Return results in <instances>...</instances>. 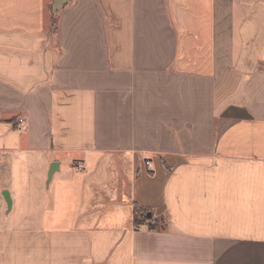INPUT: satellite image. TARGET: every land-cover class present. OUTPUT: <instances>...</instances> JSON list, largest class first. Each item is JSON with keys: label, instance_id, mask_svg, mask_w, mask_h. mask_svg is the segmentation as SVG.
Returning <instances> with one entry per match:
<instances>
[{"label": "crops", "instance_id": "crops-1", "mask_svg": "<svg viewBox=\"0 0 264 264\" xmlns=\"http://www.w3.org/2000/svg\"><path fill=\"white\" fill-rule=\"evenodd\" d=\"M17 155L0 264H264V0H0Z\"/></svg>", "mask_w": 264, "mask_h": 264}, {"label": "rangeland", "instance_id": "rangeland-1", "mask_svg": "<svg viewBox=\"0 0 264 264\" xmlns=\"http://www.w3.org/2000/svg\"><path fill=\"white\" fill-rule=\"evenodd\" d=\"M17 156H18V158H13V161H12V157H11V162H12L11 166L13 167V172H11V173H8L7 170H5V169H3V172H1V170H2L1 162H2V160H4V158L2 156H0V223L3 222L2 216L8 211L7 210V202H5V200H3V196L1 194L2 191L4 190L3 184L6 185L7 189H10V196L11 197H14V194L16 191L18 199H19L20 194L22 192V189H21L22 185H21L20 181H25L27 178V173L24 171L23 164L21 162V157H19V155H17ZM18 161L20 162L19 167L16 168ZM6 191H8V190H6ZM27 209H28V207L26 206L25 203L19 205V203L17 204L14 202V205L11 208V212L14 216L20 215L23 217L25 215Z\"/></svg>", "mask_w": 264, "mask_h": 264}, {"label": "trees", "instance_id": "trees-1", "mask_svg": "<svg viewBox=\"0 0 264 264\" xmlns=\"http://www.w3.org/2000/svg\"><path fill=\"white\" fill-rule=\"evenodd\" d=\"M54 29V28H53ZM142 210L137 207H134V223L141 224L142 221L146 220V214H141Z\"/></svg>", "mask_w": 264, "mask_h": 264}, {"label": "water", "instance_id": "water-1", "mask_svg": "<svg viewBox=\"0 0 264 264\" xmlns=\"http://www.w3.org/2000/svg\"><path fill=\"white\" fill-rule=\"evenodd\" d=\"M2 196L5 199V201L7 202V206L10 207L11 200H10L9 194H8V192L6 190H4L2 192ZM147 215H149V214H147Z\"/></svg>", "mask_w": 264, "mask_h": 264}, {"label": "built area", "instance_id": "built-area-1", "mask_svg": "<svg viewBox=\"0 0 264 264\" xmlns=\"http://www.w3.org/2000/svg\"><path fill=\"white\" fill-rule=\"evenodd\" d=\"M20 123H22L23 122V119H19L18 120ZM147 165L148 166H150V163L149 162H147ZM83 167H84V163H77L76 165H75V168L77 169V170H82L83 169Z\"/></svg>", "mask_w": 264, "mask_h": 264}]
</instances>
